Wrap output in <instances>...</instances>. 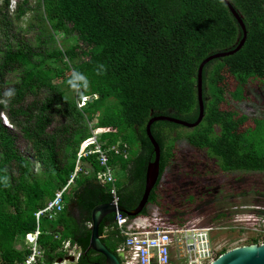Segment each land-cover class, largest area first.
Segmentation results:
<instances>
[{
    "label": "trees",
    "instance_id": "trees-1",
    "mask_svg": "<svg viewBox=\"0 0 264 264\" xmlns=\"http://www.w3.org/2000/svg\"><path fill=\"white\" fill-rule=\"evenodd\" d=\"M31 1L16 0L10 11V0H0V264L24 262L28 251L15 246L35 231L34 214L69 180L80 143L91 131L103 150L119 151L109 153L108 163L118 205L135 209L153 160L148 120L194 123L199 65L234 50L242 38L223 0ZM226 2L245 26V43L203 67L204 116L196 128L183 134L177 131L184 127L165 121L151 125L160 149L159 177L141 216L149 215L147 206L159 209L163 198L170 223L186 224L171 214L177 212L173 197L158 190L180 141L214 160L222 174L264 176V120L251 119L252 126L244 127L249 119L235 109L247 103L251 84H264V0ZM26 17L25 29H17ZM33 25L34 41L20 38ZM49 43L54 48L46 49ZM227 80L235 84L231 91ZM82 98L91 101L78 107ZM16 133L28 147L25 154L16 146ZM79 169L63 211L54 221L40 222V264L65 259L62 244L68 241L78 253L74 264H103L88 249L89 225L92 211L110 204L111 186L97 181L102 169L96 156L81 159ZM113 224V216L106 217L99 236L116 255L124 240Z\"/></svg>",
    "mask_w": 264,
    "mask_h": 264
},
{
    "label": "rangeland",
    "instance_id": "rangeland-1",
    "mask_svg": "<svg viewBox=\"0 0 264 264\" xmlns=\"http://www.w3.org/2000/svg\"><path fill=\"white\" fill-rule=\"evenodd\" d=\"M31 2L34 6L36 0ZM14 3L16 4V0L11 2L13 10ZM26 22L27 17L22 19L16 28L23 31ZM37 34L38 29L34 25L31 32L19 33L20 38H25L30 42L34 41L32 35ZM62 38V35H59L56 39L61 40ZM31 44L35 45L36 43ZM69 45H73V42L69 41ZM51 48L54 47L49 43L46 49L50 50ZM67 75H70V72ZM226 85L229 91L235 87L231 80H227ZM247 95V103L240 107L237 105L238 108L235 106V109L239 115L248 117L249 121L244 127H251V119L264 120V84H251ZM87 100L80 99L78 107H82ZM230 109H232L231 106ZM5 119L2 117L4 126L8 124ZM7 126L11 128L9 124ZM189 131L184 128L177 132L185 134ZM16 134V146L22 154H25L28 147L19 138L18 133ZM176 145V159L165 172L158 189L162 192L161 196L164 191H167L169 197H173V201L176 203L173 205L177 207V212L171 214L182 217L184 223L192 228L212 229L209 238L216 256L223 250L229 252L235 248L253 245L252 241L255 239L258 240L257 245L263 244L264 194L262 191H264V176L239 173L222 174L217 163L209 159L205 153L189 148L183 141ZM189 197H192V200H189ZM186 198L188 199L187 203L184 201ZM159 203V209H153L156 215L161 216L164 221H172L173 219L165 213L166 206L163 198ZM151 207L153 206H149V208L147 206L149 212L152 211ZM15 248L17 250L26 249L22 242H19Z\"/></svg>",
    "mask_w": 264,
    "mask_h": 264
},
{
    "label": "built area",
    "instance_id": "built-area-1",
    "mask_svg": "<svg viewBox=\"0 0 264 264\" xmlns=\"http://www.w3.org/2000/svg\"><path fill=\"white\" fill-rule=\"evenodd\" d=\"M111 151L119 152L115 148L103 150L97 141V133L94 131L88 139L81 143L73 176L65 187L55 193L51 201L34 214L36 229L24 238V246L28 255L21 264H40L42 253L37 247L40 222L43 219L54 221L62 212L63 198L69 192L74 176L80 170V159L96 156L102 169L97 175V180L101 184L112 186L110 192L113 198L112 204L117 206L118 197L113 186L115 180L108 164ZM162 219L153 209L148 216L128 221L121 214L116 213L117 231L124 239L123 244L117 250V253L123 256L121 264H210L216 259L209 238L212 229L192 228L187 224L180 226ZM67 247L68 244H65V249Z\"/></svg>",
    "mask_w": 264,
    "mask_h": 264
},
{
    "label": "water",
    "instance_id": "water-1",
    "mask_svg": "<svg viewBox=\"0 0 264 264\" xmlns=\"http://www.w3.org/2000/svg\"><path fill=\"white\" fill-rule=\"evenodd\" d=\"M230 13L240 26L241 32H242V38L240 42L238 43L237 47L228 52L224 53H218L217 55L210 56L207 59H205L198 67L197 70V82H196V95H197V103H198V117H196V121L194 123H185L183 121L165 118V117H154L148 120V123L145 127V132L147 139L149 140L152 148H153V160L148 162L145 170V177H144V188H143V194L140 198V201L138 202L137 206L133 210H127L121 206H118L115 208L111 204L106 205H100L97 206L91 213V229H90V237H89V245L88 249L96 254H100L104 260V264H120V261H122L123 256L122 254L113 255L111 254L106 247L102 244L99 236V227L102 223V221L109 215L114 214L116 211L119 213L124 214L127 217L135 218L139 216L144 208L147 205L149 195L151 191L153 190L154 186L157 183L158 177H159V160H160V149L158 144L153 139L150 127L152 124L156 122H168L172 123L181 127H184L186 129H193L196 128L202 121L204 116L203 113V101H202V69L203 67L213 61L217 60L219 58H224L231 56L235 53H237L244 45L246 40V30L245 26L239 17V15L235 12V10L226 2V0H223ZM89 102L91 99H88ZM64 261H68L72 263L74 261L73 257H68ZM61 263V260L58 261ZM210 264H264V243L260 245H250L246 247H239L230 250L229 252H225L224 254L220 255L218 258H216L213 262Z\"/></svg>",
    "mask_w": 264,
    "mask_h": 264
},
{
    "label": "clouds",
    "instance_id": "clouds-1",
    "mask_svg": "<svg viewBox=\"0 0 264 264\" xmlns=\"http://www.w3.org/2000/svg\"><path fill=\"white\" fill-rule=\"evenodd\" d=\"M11 2H12V0H10V5H9V10L10 11H13V8H12V4H11ZM15 4V3H14ZM84 99H87V98H84ZM89 101V100H88ZM3 118H4V116H2ZM2 117H1V119H2ZM6 120V119H5ZM4 124V123H3ZM8 125V124H7ZM7 125H5L7 128H8V126ZM93 131H91V133H92ZM83 142V141H82ZM81 142V143H82ZM81 143H80V145H81ZM80 147V146H79ZM79 150V149H78ZM78 153V152H77ZM76 157H77V155H76ZM87 158V157H86ZM82 159H84V158H82ZM81 160V159H80ZM80 164V163H79ZM75 167H76V159H75V165H74V170H75ZM74 170H73V172H72V174H71V176H73V174H74ZM80 171V170H79ZM78 171V172H79ZM77 172V173H78ZM76 173V174H77ZM98 175V174H97ZM112 175H113V170H112ZM71 176L69 177V180H70V178H71ZM76 176V175H75ZM75 176H74V178H75ZM113 178H114V180H115V177H114V175H113ZM96 179H97V177H96ZM68 180V181H69ZM67 181V182H68ZM98 181V180H97ZM67 184V183H66ZM65 184V185H66ZM114 184H115V182H114ZM65 185L63 186V187H65ZM110 185V184H109ZM71 186H74V179H73V184H71ZM71 186H70V189H71ZM111 186V185H110ZM114 186V189H115V185H113ZM62 187V188H63ZM70 189H69V191H70ZM111 189H112V186L110 187V192H111ZM115 193H116V189H115ZM55 195V194H54ZM111 195V194H110ZM117 195V194H116ZM66 196V195H65ZM53 199V198H52ZM51 199V200H52ZM112 196H111V202H110V204L111 205H113L112 204ZM118 202H119V199H118ZM118 202H117V206L115 207L114 205V207L115 208H117L119 205H118ZM63 203H64V198H63ZM149 208V207H148ZM147 208V209H148ZM39 211V210H38ZM62 211H63V208H62ZM116 213H119L118 211H116L114 214H112V216H113V221H114V224H113V227H114V229H115V231L117 232V234H118V231H117V226H116V221H115V215H116ZM119 214H121L125 219H127V221L128 220H131V219H135V218H137V217H140L141 216V214L139 215V216H137V217H135V218H130V217H127V216H125L124 214H122V213H119ZM43 220H46V219H43ZM48 221V220H47ZM103 222V221H102ZM102 224V223H101ZM119 235V234H118ZM26 236V235H25ZM25 238V237H24ZM24 238H23V244H24ZM39 238V237H38ZM101 238V237H100ZM124 240V239H123ZM65 244H68V247L65 249ZM123 244V243H122ZM121 244V245H122ZM37 247H38V239H37ZM62 248H63V250L67 253V252H71V251H73V247H70V245H69V243H67V242H65V243H63L62 244ZM39 249V248H38ZM40 251V250H39ZM116 254H119V253H117V251H116ZM67 255H69V253L67 254ZM42 261V260H41ZM120 264H121V261H120Z\"/></svg>",
    "mask_w": 264,
    "mask_h": 264
},
{
    "label": "flooded vegetation",
    "instance_id": "flooded-vegetation-1",
    "mask_svg": "<svg viewBox=\"0 0 264 264\" xmlns=\"http://www.w3.org/2000/svg\"><path fill=\"white\" fill-rule=\"evenodd\" d=\"M110 216V215H109ZM108 217V216H107ZM100 238V237H99ZM100 240H101V238H100ZM69 253V255H67L66 256V258H68V257H73V259H74V261L72 262V263H70V262H68V261H64L65 259H63V260H61V263L60 264H65V263H68V264H74V262H75V258H76V255H77V252H76V250L74 249L73 251H71V252H67L66 254H68ZM111 253V252H110ZM112 254V253H111ZM98 255H100V254H98ZM117 255V254H116ZM101 256V255H100ZM102 257V256H101ZM102 259H103V264L105 263V260H104V258L102 257Z\"/></svg>",
    "mask_w": 264,
    "mask_h": 264
},
{
    "label": "crops",
    "instance_id": "crops-1",
    "mask_svg": "<svg viewBox=\"0 0 264 264\" xmlns=\"http://www.w3.org/2000/svg\"><path fill=\"white\" fill-rule=\"evenodd\" d=\"M70 192V191H69ZM69 192L66 194V195H68L69 194ZM68 198V196H64V203H63V208H64V206H65V200ZM91 226H92V223H91V225H89V229H91ZM114 230V229H113ZM115 231V230H114ZM115 233H116V235H117V232L115 231ZM67 243H69V241L67 242ZM76 250V247H73V250ZM59 261V260H58ZM57 261V263L56 264H60L59 262Z\"/></svg>",
    "mask_w": 264,
    "mask_h": 264
}]
</instances>
